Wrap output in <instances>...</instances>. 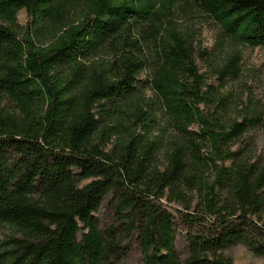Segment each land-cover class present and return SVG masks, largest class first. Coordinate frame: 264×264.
Returning a JSON list of instances; mask_svg holds the SVG:
<instances>
[{
    "label": "trees",
    "instance_id": "trees-1",
    "mask_svg": "<svg viewBox=\"0 0 264 264\" xmlns=\"http://www.w3.org/2000/svg\"><path fill=\"white\" fill-rule=\"evenodd\" d=\"M182 11L264 48V0H0V264H118L135 238L142 264L264 257V100L226 118ZM160 119L166 142L149 137Z\"/></svg>",
    "mask_w": 264,
    "mask_h": 264
},
{
    "label": "rangeland",
    "instance_id": "rangeland-1",
    "mask_svg": "<svg viewBox=\"0 0 264 264\" xmlns=\"http://www.w3.org/2000/svg\"><path fill=\"white\" fill-rule=\"evenodd\" d=\"M18 22L24 26L27 22L26 12L19 14ZM178 27L189 33L191 41L195 46V55L201 72L207 78L208 83H212L220 96H225L226 118L235 117L242 108L249 104L250 100H264V73L261 71V65L264 61V48H250L237 45L232 40H220V31L218 26L207 16L197 13L182 11L176 17ZM236 61V74L233 78L219 80V70L231 58ZM147 77L146 71L142 73L141 78ZM148 96H153L148 91ZM149 137L154 139L160 137L163 142L170 138L171 133H163L160 119ZM116 139V138H113ZM253 149L264 158V134L256 132L253 137ZM167 153L161 150L158 153L157 162L163 164L166 162ZM108 198L100 211V218L103 226L114 220L112 205ZM167 207L176 214L175 205L166 203ZM178 235V250L182 257L188 254V244L186 241V226L178 219L176 221ZM9 230L0 227V237L9 234ZM126 243L129 253L118 264H142L143 253L140 245L136 241ZM227 257L231 258L235 264H264V257L255 255L244 245H237L225 251Z\"/></svg>",
    "mask_w": 264,
    "mask_h": 264
}]
</instances>
